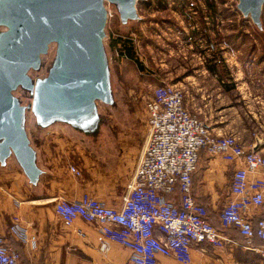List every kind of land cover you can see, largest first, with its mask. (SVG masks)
I'll list each match as a JSON object with an SVG mask.
<instances>
[{
	"label": "built area",
	"instance_id": "built-area-1",
	"mask_svg": "<svg viewBox=\"0 0 264 264\" xmlns=\"http://www.w3.org/2000/svg\"><path fill=\"white\" fill-rule=\"evenodd\" d=\"M183 95L181 87L162 82L145 101V138L119 206L83 193L72 200L56 198L54 210L64 224L82 218L92 222L101 237L128 248L124 264H159L158 254L174 257L176 264H193L191 244L208 241L222 247L230 242L222 230L230 227L264 259V154L242 144L234 133L213 132L185 107ZM201 151L235 164L218 225L193 193L192 173ZM68 168L76 176L82 173L75 163ZM176 190L178 198L169 199ZM251 206L260 208L256 218L249 212ZM7 229L23 245L36 247L35 235L17 215ZM255 239L263 243L254 244ZM19 261L18 249L0 233V264Z\"/></svg>",
	"mask_w": 264,
	"mask_h": 264
},
{
	"label": "crops",
	"instance_id": "crops-1",
	"mask_svg": "<svg viewBox=\"0 0 264 264\" xmlns=\"http://www.w3.org/2000/svg\"><path fill=\"white\" fill-rule=\"evenodd\" d=\"M149 35L151 36L150 33ZM197 35L198 31L194 29L185 32L187 51L184 57L188 60L183 67L188 72L182 74L176 83L168 75L159 72L154 74V79L160 83L183 84L185 87L182 88L183 104L191 112L196 113L213 132L234 133L242 144L264 154V132L246 127L248 132L245 128L246 132L243 135L237 125L232 124L233 117L237 116L240 107L235 100L251 99L241 88L244 80L241 83L228 82L222 73L231 72L229 69L231 65L225 62L224 55L233 53L235 50L233 44L229 42L231 44L229 46L227 42L222 44L218 42L217 45L209 33L205 36L210 38L211 43L199 46V42L194 41ZM201 40L200 37L198 41ZM222 47H226L223 52ZM165 51L163 50V54ZM168 55H171V51H168ZM125 57L133 61L140 73L145 70L146 64L143 60H137L133 55ZM160 64L167 63L163 60ZM231 91L236 93V99L228 96ZM133 113H137L136 109H133ZM134 129L133 132L127 131L129 132L127 136L133 139L132 135L137 133L135 140H126L123 143L119 141L118 156L114 157L112 163L102 164L101 158L94 159L91 156L90 159L85 156L81 160L82 173L78 176L70 172L68 165L71 162L65 163L62 160L60 162L56 151L50 148H47L45 154L47 158L45 156L43 159L46 171L36 186L28 184L25 174L19 167L0 168V233L7 244L20 250L18 264L125 263L130 253L128 248L116 240L101 237L94 224L82 218H76L72 225L64 224L56 214L53 204L60 196L72 200L79 198L83 193H88L108 205L119 206L138 158L136 156L135 161L131 158L126 164L122 163L121 149L124 144L138 141L142 136L143 141L145 138L144 123L142 129L140 123ZM234 165L220 156H210L198 174L195 195L208 207L213 221L217 220V215L229 196V181ZM249 212L256 218L260 208L251 206ZM14 215L19 217L29 233L35 235L37 240L35 248L23 245L9 234L7 228ZM77 229L82 230L83 234L78 233ZM222 231L230 238V242H226L222 247L213 246L208 241L191 244L193 264H240L244 262L245 256L254 251L243 244V238L235 228L230 227ZM157 258L159 264L177 263L172 256L158 254Z\"/></svg>",
	"mask_w": 264,
	"mask_h": 264
},
{
	"label": "water",
	"instance_id": "water-1",
	"mask_svg": "<svg viewBox=\"0 0 264 264\" xmlns=\"http://www.w3.org/2000/svg\"><path fill=\"white\" fill-rule=\"evenodd\" d=\"M138 1L0 0V168L17 166L29 185H38L46 169L34 137L65 129L83 140L81 147L104 149L94 159L114 161L118 152L103 140L108 129L98 101L118 107L114 118L125 132L134 131V113L130 103L118 102L112 84L108 19L113 12L121 26L138 20ZM263 3L237 0L236 7L262 30ZM51 44L46 74L31 77ZM18 86L29 95L25 102L13 93Z\"/></svg>",
	"mask_w": 264,
	"mask_h": 264
},
{
	"label": "rangeland",
	"instance_id": "rangeland-1",
	"mask_svg": "<svg viewBox=\"0 0 264 264\" xmlns=\"http://www.w3.org/2000/svg\"><path fill=\"white\" fill-rule=\"evenodd\" d=\"M236 2L237 0H139L137 8L140 18L129 22L126 26H121L118 16L110 12L107 43L110 47L114 72L112 84L116 94L122 93V98L119 95L116 96L119 97L118 102L121 104L122 102L130 103L132 108L136 109L137 113H134L132 128L137 127L140 123L142 129L143 123L145 124V101L153 88L160 83L154 79V74L164 73L176 83L182 74L188 72L183 67L188 60L184 57L187 51L185 32L194 29L198 31L194 41L199 42V46L211 43L210 38L205 36L209 33L212 34V41L217 45L226 42L233 44L235 49L233 53L224 55L225 62L231 65L229 67L231 72L226 74L222 71V73L225 81L228 80V82L241 83L244 80L245 83H241V88L251 99L249 101L235 100L240 104V107L237 116L233 117L232 124H236L243 135L246 131L248 132L246 127L264 132V3L261 12L263 29L260 30L249 16L242 15L236 7ZM200 37L202 40L198 41ZM111 40L114 42L113 46H111ZM122 40H126L125 43ZM54 46L55 44H51L49 51L42 54L39 68L29 70L31 77L35 78L46 74L53 58ZM128 46L132 47L135 59L145 62V70L142 73L139 72L133 61L125 57L123 52H126L125 49ZM222 48L224 49H220L223 52L226 47ZM163 50H166L167 54H163ZM168 51H171V55H168ZM163 60L167 63L166 65L160 64ZM220 70L223 69L220 68ZM175 85L185 88L181 83ZM13 93L22 102H25L29 97L28 93L20 86ZM229 93V97L237 98L234 91ZM98 102L104 125L108 129V137L103 140H111L112 150L116 152L119 141L123 143L126 140H135L137 133L132 135V139L127 136L129 132H121L122 129L116 123L113 114L118 107L114 108L101 101ZM247 109L251 111L248 112ZM54 128L56 129V127ZM231 131L233 132V130ZM259 135L262 136L260 133ZM142 137L138 141L123 145L121 149L122 163L126 164L131 158L136 160L143 141ZM34 138L36 143L34 145L39 148L42 162L47 154V148L56 151L60 162L62 160L65 163H75L81 166L82 170L81 160L83 157L90 158L91 155L101 156L104 154V149L100 145L88 146L84 144L81 147L80 142L82 143L83 140L78 136H70L66 129L46 134L40 132L39 136ZM261 140L263 139L261 138ZM113 151L111 155L114 153ZM243 244H245L244 239ZM240 264H264V259L257 252L252 251L249 256H245L244 262Z\"/></svg>",
	"mask_w": 264,
	"mask_h": 264
},
{
	"label": "trees",
	"instance_id": "trees-1",
	"mask_svg": "<svg viewBox=\"0 0 264 264\" xmlns=\"http://www.w3.org/2000/svg\"><path fill=\"white\" fill-rule=\"evenodd\" d=\"M120 41H121V40H120ZM125 41H126V40H122L123 43H125ZM110 42H111V45L113 46V45H114L113 40H111ZM125 51H126V52H123L125 56L130 57V56L133 55V51H132V47H131V46H128V47L125 49ZM207 157H210V156H208L204 151H201V152H200V155H199V161H198L197 167H196V169H195V170L193 171V173H192V187H193V193H194V195H195V182H197V177H198L199 172L201 171V169H203V168L205 167V162H206ZM230 179H231V176H230ZM229 183H230V181H229ZM167 197H168L169 199H174V200H176V199L178 198L177 190H176V192L167 195ZM195 197H196V195H195ZM196 199L205 205V203H204L203 201L199 200L197 197H196ZM205 206H206V205H205ZM206 207H207V206H206ZM207 209H208V207H207ZM208 211H209V209H208ZM209 212H210V211H209ZM218 214H219V213H218ZM210 218H211V215H210ZM211 221H212L215 225H218V215H217V220H216V221H213L212 219H211ZM239 234H240V233H239ZM240 235H241V234H240ZM241 237H242V235H241ZM242 238H243V237H242ZM261 243H263V241L260 240V239H255V240H254V244H261ZM17 249H18V248H17ZM18 251L20 252L19 249H18ZM20 255H21V254H20Z\"/></svg>",
	"mask_w": 264,
	"mask_h": 264
},
{
	"label": "bare ground",
	"instance_id": "bare-ground-1",
	"mask_svg": "<svg viewBox=\"0 0 264 264\" xmlns=\"http://www.w3.org/2000/svg\"><path fill=\"white\" fill-rule=\"evenodd\" d=\"M238 9V8H237Z\"/></svg>",
	"mask_w": 264,
	"mask_h": 264
}]
</instances>
